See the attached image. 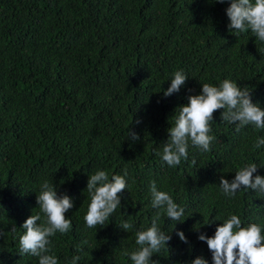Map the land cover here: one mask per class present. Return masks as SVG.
<instances>
[{"label": "trees", "instance_id": "16d2710c", "mask_svg": "<svg viewBox=\"0 0 264 264\" xmlns=\"http://www.w3.org/2000/svg\"><path fill=\"white\" fill-rule=\"evenodd\" d=\"M228 6L227 0H0V264H38L20 255L19 236L26 218L40 211L36 195L44 180L73 201L65 213L72 229L51 238L59 264L73 255L82 257L78 264H131L125 251L137 247L136 231L160 211L151 206L153 180L185 209L183 222L161 212L158 226L172 238L153 254L157 264H191L201 255L212 264L198 236H212L229 214L264 225V193L241 189L227 198L219 187L221 176L231 181L249 163L258 166L253 175L264 176V146L254 147L264 129L248 125L237 133L221 120V109L209 152L190 146L188 161L175 168L155 154L179 106L202 83L236 81L264 109V42L250 30H229ZM179 69L186 84L165 97ZM97 169L110 176L126 171L128 189L108 224L89 229L86 184ZM122 221L133 229H122Z\"/></svg>", "mask_w": 264, "mask_h": 264}, {"label": "clouds", "instance_id": "9594fccd", "mask_svg": "<svg viewBox=\"0 0 264 264\" xmlns=\"http://www.w3.org/2000/svg\"><path fill=\"white\" fill-rule=\"evenodd\" d=\"M217 2L225 3L226 0ZM227 3L229 6L225 11L229 19V30H234L235 33L250 30L257 40L264 42V0H227ZM187 79L188 75L183 69L176 70L172 73L164 96L178 93ZM187 99L188 103L179 106L178 114L173 117L174 123L167 129L168 139L163 143L162 151L155 152L171 168L177 167L182 161H188L190 146L200 152L211 150L216 137L210 133L214 113L218 110H223L221 120L235 125L237 133L248 125L258 130L264 129V109L252 102L248 87L241 88L236 81L224 79L219 85L202 83L201 92L189 95ZM128 137L133 141L140 139L134 131H128ZM261 146H264V136H258L254 142L255 148L259 149ZM195 163L193 158L192 164ZM257 169L256 163H249L239 167L231 181L221 176L219 187L222 194L227 198H234L241 189L264 193V176L253 175ZM126 176V171L124 175L110 176L102 169L89 175L86 189L90 202L84 215L86 228L106 226L110 217L121 208L120 194L128 189ZM149 190L152 208L160 211L152 218L150 227H141L136 231L137 247L130 252L125 251L131 264H157L151 259L153 254H158L169 246L171 235L162 231L157 223L161 212L171 221L185 220L182 219L185 209L174 201L169 192L159 190L155 180L150 182ZM36 201L40 211L27 217L21 225L24 232L19 236V253L21 256L37 257L38 264H59L58 257L53 252L51 238L57 233L66 235L72 229L71 219L65 215L73 208L72 198L66 193L58 194L56 186L44 180L37 192ZM222 221V224L216 226L212 236L204 233L198 236L199 240L207 243L212 264H264V225L254 222L245 224L236 214H229ZM119 226L128 231L133 229L134 224L122 221ZM15 231L16 227L13 226L11 232ZM176 235L182 242L188 243L183 231L177 230ZM87 243V240L81 241L76 246V251L83 252L82 245ZM81 259L80 255H73L68 264H78ZM191 264L209 262L201 255L193 259Z\"/></svg>", "mask_w": 264, "mask_h": 264}]
</instances>
